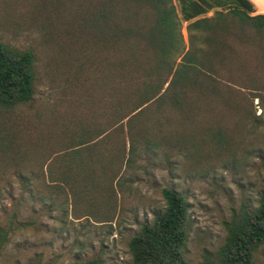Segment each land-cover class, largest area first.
I'll use <instances>...</instances> for the list:
<instances>
[{
    "label": "trees",
    "instance_id": "16d2710c",
    "mask_svg": "<svg viewBox=\"0 0 264 264\" xmlns=\"http://www.w3.org/2000/svg\"><path fill=\"white\" fill-rule=\"evenodd\" d=\"M177 1L3 0L33 20L58 22L72 39L78 109L60 137L78 133L72 143L62 138L70 146L47 158L46 175L74 194L108 192L140 142L151 153L162 146L214 151L247 125L248 96L263 101L264 15H252L247 0ZM35 84L33 53L0 41V109L31 104ZM162 196L164 210L128 242L134 264H189L187 202L171 189ZM263 244L264 191L256 208L227 225L216 262L251 264Z\"/></svg>",
    "mask_w": 264,
    "mask_h": 264
},
{
    "label": "rangeland",
    "instance_id": "374dc122",
    "mask_svg": "<svg viewBox=\"0 0 264 264\" xmlns=\"http://www.w3.org/2000/svg\"><path fill=\"white\" fill-rule=\"evenodd\" d=\"M64 28L0 0V41L30 50L36 74L31 104L0 109V264H134L128 242L164 210L163 189L175 190L188 205L187 262L217 264L227 225L242 210L256 208L264 191V99L248 96L247 125L231 131L216 150L193 155L162 146L151 153L140 142L108 192L74 194L46 175L47 158L78 133L62 135V143L78 109L79 75ZM251 264H264V244Z\"/></svg>",
    "mask_w": 264,
    "mask_h": 264
},
{
    "label": "crops",
    "instance_id": "0c3cea01",
    "mask_svg": "<svg viewBox=\"0 0 264 264\" xmlns=\"http://www.w3.org/2000/svg\"><path fill=\"white\" fill-rule=\"evenodd\" d=\"M253 8L252 15L262 14L264 15V0H247Z\"/></svg>",
    "mask_w": 264,
    "mask_h": 264
}]
</instances>
